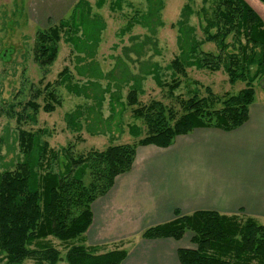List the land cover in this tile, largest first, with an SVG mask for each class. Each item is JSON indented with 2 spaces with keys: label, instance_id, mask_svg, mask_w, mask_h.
Wrapping results in <instances>:
<instances>
[{
  "label": "trees",
  "instance_id": "trees-1",
  "mask_svg": "<svg viewBox=\"0 0 264 264\" xmlns=\"http://www.w3.org/2000/svg\"><path fill=\"white\" fill-rule=\"evenodd\" d=\"M208 1L203 0L205 4ZM184 9L191 8L186 4ZM90 12L87 1L78 0L68 19L38 31L36 63L44 69L55 63L65 33L82 32L88 41L99 42L102 25L89 17ZM202 12L201 40L193 27L184 29L185 22L179 20L182 56L170 64L172 81L160 83L177 98L182 112L156 100L141 105L137 89L128 96L133 115L147 128L137 143L111 145L79 156L68 148L69 163L64 171H55L59 152L43 140L45 132L19 129L18 159L13 167L0 172V264H23L27 260L36 264H59L64 260L67 264H123L129 254L124 242L90 245L86 233L93 222L92 204L108 193L119 175L132 169L137 148H168L177 136L197 128L232 131L248 121L250 106L256 100L255 84L264 79V20L245 0H212L208 11L204 6ZM75 35L67 39L80 49L82 41ZM206 43H214L218 52L204 51ZM193 66L211 72L222 69L232 85L243 82L246 87L233 95L216 96L207 88L206 97L175 96L182 85L181 77H186L187 68ZM62 74L71 80L66 70ZM44 91L46 104L42 107L30 100L25 110L31 108L34 114L41 109L53 112L60 104L56 88L48 83L44 90H36L37 97ZM17 122L22 124L21 115H17ZM87 171L99 180L101 186L96 193H90L84 184ZM187 232L192 246L178 249L181 264H264V225L251 216L212 210L192 214L177 211L173 220L145 229L141 237L180 241ZM51 238L65 244L64 257Z\"/></svg>",
  "mask_w": 264,
  "mask_h": 264
},
{
  "label": "rangeland",
  "instance_id": "rangeland-1",
  "mask_svg": "<svg viewBox=\"0 0 264 264\" xmlns=\"http://www.w3.org/2000/svg\"><path fill=\"white\" fill-rule=\"evenodd\" d=\"M86 1L91 11L89 17L102 25L99 42L92 43L79 32L76 35L82 41L81 47L75 49L74 41L67 39L75 31L69 32L70 35L65 33L57 60L44 69L34 59L37 32L68 19L73 8L60 19H54L32 13V1L0 0V172L13 167L18 159L20 128L45 132L43 140L59 152L55 171H64L69 163L68 148L74 156H79L92 150L103 151L111 145L137 143L144 138L147 128L128 105V96L134 89L141 105L156 100L182 112L177 98L160 83L172 81L170 64L182 56L179 20L185 22L184 29L193 27L197 38L203 39L202 8L205 6L208 11L212 0L207 4L203 0ZM245 1L264 20V3ZM186 4L191 9L185 10ZM203 50L218 52L214 43L204 44ZM64 70L70 81L62 74ZM181 78L182 85L175 96L184 99L195 94L206 97L207 88L216 96H224L237 94L246 87L243 82L232 85L222 69L211 72L193 66ZM48 83L55 86L60 99L56 109L53 112L41 109L38 114L28 107L25 110L30 100L42 107L46 104L47 92H40L37 97L36 90H44ZM255 89L260 97L264 93V79L256 82ZM17 115L23 118L20 125ZM95 179L88 171L84 175V184L90 193L100 189L99 180ZM259 222L264 225V218ZM190 236L187 232L180 244L192 246ZM138 238L142 237L138 235ZM51 241L64 257L65 244L53 238ZM135 254L142 255L139 250ZM23 264L36 263L27 260Z\"/></svg>",
  "mask_w": 264,
  "mask_h": 264
},
{
  "label": "crops",
  "instance_id": "crops-1",
  "mask_svg": "<svg viewBox=\"0 0 264 264\" xmlns=\"http://www.w3.org/2000/svg\"><path fill=\"white\" fill-rule=\"evenodd\" d=\"M29 1L35 15L60 19L78 0ZM200 210L264 218V93L256 92L248 121L235 130L197 128L168 148L139 146L132 169L92 204L87 241L124 242L130 249L123 264H181L178 249L190 247L182 240L137 236L177 211Z\"/></svg>",
  "mask_w": 264,
  "mask_h": 264
}]
</instances>
